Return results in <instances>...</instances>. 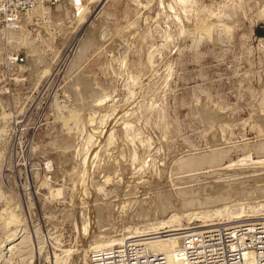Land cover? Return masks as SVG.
<instances>
[{"label":"rangeland","instance_id":"1","mask_svg":"<svg viewBox=\"0 0 264 264\" xmlns=\"http://www.w3.org/2000/svg\"><path fill=\"white\" fill-rule=\"evenodd\" d=\"M12 2L0 264H181V241L150 242L163 220L197 233L264 221V0H34L11 16ZM231 196L249 218L205 219ZM99 249L112 261L92 260ZM208 249L197 264L216 259Z\"/></svg>","mask_w":264,"mask_h":264},{"label":"bare ground","instance_id":"2","mask_svg":"<svg viewBox=\"0 0 264 264\" xmlns=\"http://www.w3.org/2000/svg\"><path fill=\"white\" fill-rule=\"evenodd\" d=\"M133 80V79H132ZM112 140V139H111ZM118 152V151H117ZM224 154V153H223ZM209 155V154H208ZM192 156V155H191ZM208 157V156H207ZM214 157V156H213ZM193 157H191L192 159ZM206 158V157H205ZM105 159V158H104ZM210 159V157H209ZM214 159V158H213ZM260 175V174H259ZM246 177V176H245ZM255 177V176H254ZM249 178V177H248ZM262 178V177H261ZM217 180V179H216ZM235 180V179H234ZM246 180V179H245ZM237 181V180H236ZM217 182V181H216ZM231 182V181H230ZM237 183V182H236ZM218 184V183H217ZM241 184V183H240ZM244 187H245V184H243ZM231 186V185H230ZM183 187V186H182ZM247 187V186H246ZM193 189V187H191ZM228 188V187H227ZM232 188V187H231ZM243 188V187H242ZM262 188V187H261ZM230 189V187H229ZM234 189V187H233ZM241 189V188H240ZM245 189V188H244ZM251 189V188H250ZM180 190V189H179ZM225 190V189H223ZM231 190V189H230ZM187 191V190H186ZM228 191V190H227ZM256 191V190H255ZM223 192V191H222ZM232 192V191H231ZM243 192V191H242ZM250 192V191H248ZM230 193V191H229ZM234 193V192H233ZM231 193V194H233ZM239 193V192H238ZM252 193V192H251ZM262 194V192H260ZM192 194V193H191ZM194 194V193H193ZM216 194V193H215ZM221 194V193H220ZM228 194V193H227ZM229 194V195H231ZM247 194V193H245ZM244 194V196H245ZM260 194V195H261ZM240 195V194H239ZM249 195V194H247ZM253 195V194H252ZM259 195V194H257ZM263 195V194H262ZM189 196V195H188ZM223 196V195H222ZM221 196V197H222ZM228 196V195H226ZM235 196V195H234ZM241 196V195H240ZM243 196V195H242ZM251 196V195H250ZM249 196V197H250ZM199 197V196H198ZM225 197V196H224ZM238 196L235 197V199L237 198ZM248 197V196H247ZM257 197V196H256ZM220 198V196H218V199ZM226 198V197H225ZM231 199H234L233 196L230 197ZM261 198V197H260ZM196 199V198H195ZM208 199V198H207ZM211 198H209V201H210ZM216 199H217V195H216ZM229 199V198H228ZM234 199V200H235ZM240 198L236 199L235 200V203H228L229 201L227 202H224L226 199H222V201H220L219 203H212L214 204L213 207L211 209H209V213L206 212L205 208V213H207L205 216V219L206 217L208 216H212L213 214H218V215H224L226 218L228 219H238V218H245V217H248L251 215L250 213H247L246 210L243 208V207H240V208H236V204L238 202H236L237 200H240ZM252 199V198H251ZM197 200V199H196ZM195 200V201H196ZM206 200V199H205ZM213 200V199H212ZM233 200V201H234ZM244 200V199H243ZM250 198H248V202H249ZM255 200V198H254ZM208 201V202H209ZM232 201V200H231ZM199 202V201H197ZM204 202V201H203ZM240 202V201H239ZM246 202V201H244ZM187 203V202H186ZM184 203V205L186 204ZM202 203V202H200ZM210 203V202H209ZM195 204V202H194ZM207 204V203H205ZM241 204V203H240ZM192 205V203H191ZM211 205V203L209 204ZM204 206V204H203ZM206 206V205H205ZM262 206V205H261ZM264 206V205H263ZM189 210H190V207H188ZM187 208V209H188ZM198 208V207H197ZM204 208V207H203ZM209 208V207H208ZM263 208V207H262ZM261 208V209H262ZM184 209V208H183ZM186 209V208H185ZM186 209V210H187ZM199 209V208H198ZM257 210V209H256ZM192 211V210H191ZM185 212V211H184ZM204 212V211H202ZM200 211V213H202ZM174 213V212H173ZM192 213H197V212H192ZM191 213V214H192ZM183 214V213H182ZM181 214V215H182ZM204 213L202 214H199V215H203ZM178 216V215H177ZM183 216V215H182ZM188 216V211H187V215L186 217ZM195 216V215H194ZM197 216V215H196ZM195 216V217H196ZM199 216V217H201ZM203 216V217H204ZM189 218L192 217L191 216H188ZM187 217V218H188ZM172 219L170 220H163L164 222H162V224H167L169 226L168 229H165V230H160L158 231L157 230V227L153 230H155L154 232H152V234H155L154 236L150 237V242L151 243H154L156 248H159V249H167V248H172L177 246L180 241L181 243L183 242V238L185 237V235H187L188 237L191 236V235H194L195 233L197 232H190V230H192V228H189L187 229L188 227H181L183 225H181L180 227H176V226H173L172 225V222L170 221H173V219H176L178 217H171ZM193 218V217H192ZM198 218V217H197ZM247 218V219H248ZM204 220V219H203ZM240 220V219H239ZM168 223H171V224H168ZM175 223V222H173ZM211 223V222H210ZM227 223V222H226ZM226 223H216V224H208V225H205L203 226L204 228H207V227H211V226H220L219 228H216V229H211V228H208V229H205L203 231V233L201 232V240H200V243L198 244V249L202 248L199 250V252L203 253L205 252V248H209L208 250L212 251L213 253L216 254V259L212 260L209 264H264V240H259L258 241V244L259 245H256L253 249H249V248H242L243 244H245L247 242V238H249V234L252 233L253 231L256 230L255 228V219H248V220H241V221H236L235 222H231L230 226H224ZM233 223V224H232ZM155 226V225H154ZM143 229V228H142ZM186 229V230H184ZM152 230V231H153ZM184 230V231H182ZM136 232V231H135ZM148 232V231H147ZM182 232V235L181 237L179 236H175L176 234L178 233H181ZM143 233V232H142ZM151 233V232H150ZM214 234H218L217 236L213 237ZM147 235L149 236V234L147 233ZM248 235V236H247ZM130 236H133V235H130ZM147 236V238H148ZM129 237V236H128ZM123 238V237H122ZM125 238V237H124ZM123 238V239H124ZM127 238V237H126ZM155 238V239H154ZM181 238V240H180ZM215 238H217V240H215ZM219 238V239H218ZM121 239V238H120ZM134 239V238H133ZM146 239V238H145ZM116 240V239H115ZM126 240V239H125ZM149 240V239H148ZM257 240V239H255ZM123 241V240H122ZM120 241V242H122ZM124 242V241H123ZM142 243H147L145 241H143ZM181 243H180V246H181ZM100 246V245H99ZM108 246V245H107ZM103 247V246H102ZM153 247V246H151ZM109 248V247H108ZM154 248V247H153ZM13 249H16L14 245H10L8 247V250H13ZM104 249V248H103ZM168 249V250H169ZM18 250V249H17ZM99 250H102V249H99ZM157 250V249H156ZM103 252L100 251V253H97V256L96 254H94V257L95 258H92V260H102V263H104L105 260H107V262L105 263H108V262H111L112 259L114 258L115 254L112 252V250H107L109 253H106L104 252L105 250H102ZM154 251V250H152ZM155 253H161V252H155ZM162 253H165V256L167 257V264H171L170 262L173 261H170L168 255L166 254V252H162ZM173 256H174V261L175 262H178V263H181V264H185V259H188V255H187V252L185 253L184 256L182 257H178L176 255H174V251H173ZM109 257V258H108ZM172 257V256H171ZM112 258V259H111ZM83 261V260H82ZM85 261V260H84ZM83 261V262H84ZM175 264V263H174Z\"/></svg>","mask_w":264,"mask_h":264},{"label":"built area","instance_id":"3","mask_svg":"<svg viewBox=\"0 0 264 264\" xmlns=\"http://www.w3.org/2000/svg\"><path fill=\"white\" fill-rule=\"evenodd\" d=\"M34 2V0H16V2H12L14 5V8H7L6 13L10 14L11 16H14V9L17 7H26L27 5H30ZM10 12V13H8ZM12 22H15V18H10ZM256 222V230L249 234V238H247V242L243 244L242 248H249L250 250L253 249L258 244L259 240H264V221L261 219H258ZM248 236V235H247ZM201 233H195L194 235L184 237V244L183 246H177V248L174 250L176 256L182 257L187 252L188 259H185V264H197L198 261L197 258L199 257L201 252H199L200 249H198V244L201 240ZM257 239V240H255ZM163 262V261H161Z\"/></svg>","mask_w":264,"mask_h":264}]
</instances>
